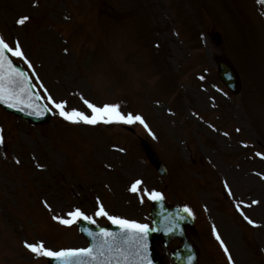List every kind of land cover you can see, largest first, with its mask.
<instances>
[{
	"label": "rangeland",
	"instance_id": "obj_1",
	"mask_svg": "<svg viewBox=\"0 0 264 264\" xmlns=\"http://www.w3.org/2000/svg\"><path fill=\"white\" fill-rule=\"evenodd\" d=\"M261 6L259 0H0V34L20 41L39 76L33 83L41 99L48 104L42 83L57 101H67L68 110L91 114L83 97L142 115L151 133L139 123L129 126L168 169L161 179L122 124H73L53 108L51 121L31 126L0 109V264H46L25 241L53 250L85 247L75 223L53 219L76 207L99 225L110 221L95 216L98 202L111 215L149 224L151 200L143 189L192 209L199 264H229L213 225L234 264H264V157L256 155L264 153V114L247 112L246 119L241 111L255 97L264 104ZM24 16L29 20L18 24ZM146 18L158 49L135 30ZM215 50L236 64L248 59L244 54L255 60L241 67L240 97L217 80ZM166 62L181 97L168 93L166 76L157 72ZM256 121L263 126L258 136L249 128ZM136 180L143 183L132 192ZM241 201L255 226L237 210ZM160 253L173 264L168 249Z\"/></svg>",
	"mask_w": 264,
	"mask_h": 264
},
{
	"label": "snow or ice",
	"instance_id": "obj_2",
	"mask_svg": "<svg viewBox=\"0 0 264 264\" xmlns=\"http://www.w3.org/2000/svg\"><path fill=\"white\" fill-rule=\"evenodd\" d=\"M262 2H264V0H262ZM27 20H29V17L24 16L21 17L17 23L23 25ZM14 58L27 65L29 71L19 67L17 63L14 62ZM29 72H31V75ZM33 77L39 80L34 65L23 50L20 41L16 40L10 43L0 34V104L7 105L9 108H14L21 112L28 110L29 115L37 117L45 115L54 108L64 120L73 124L83 123L95 126L98 124L132 125L134 123H139L151 133V129L142 115L133 114L132 112L125 113L121 111V106L116 103L98 106L81 97L84 104L90 109L91 114H87L76 108L68 110L67 101H57L42 83L40 87L44 89L48 104L52 107H48V104H38L37 101L40 100L41 97L38 93L33 91L35 88ZM201 79H203V77H201ZM237 131H239V129H237ZM224 135L227 136L228 133L225 132ZM4 143V136L2 134V129H0V145ZM120 150L123 151V149ZM256 155L264 157V153L257 152ZM17 163H20V161L17 160ZM142 183L143 181L136 180L131 185L130 190L132 192L140 191L139 186ZM225 188L228 189L229 195H232L231 188L227 183H225ZM143 192L150 200L162 201L164 199L163 194L159 191L143 189ZM256 203L258 202L255 200L252 201V204ZM98 204L99 206L95 212V216L106 217L113 225L119 226V233L112 232L107 228H99L98 232H93L91 228L84 227L83 231L86 232L92 240L89 247L53 250L45 247L43 242L30 243L27 241H25V247L37 257L43 256L54 259L56 264H152L149 255V233L162 231L165 234H169L178 227L176 221L170 215L162 217L158 222L160 225L159 227H150L147 223H140L135 220L111 215L102 203L98 202ZM242 204V201L236 204L237 210L240 211L243 218L249 224L255 226V221L244 214ZM45 207L51 210V206L48 205L46 201ZM182 211L190 216L193 215L192 209L188 206H184ZM179 218L183 219L182 216H179ZM53 219H56L60 224L65 226H71L73 223L79 221L96 224V220L93 216L87 215L79 207L69 211L66 214V218L54 216ZM212 231L224 253L227 255L229 264H234L230 250L215 225L212 226ZM188 260L190 264L191 257H188Z\"/></svg>",
	"mask_w": 264,
	"mask_h": 264
},
{
	"label": "water",
	"instance_id": "obj_3",
	"mask_svg": "<svg viewBox=\"0 0 264 264\" xmlns=\"http://www.w3.org/2000/svg\"><path fill=\"white\" fill-rule=\"evenodd\" d=\"M234 70L232 69V67L228 64H226V66L224 65H220L219 67V76L220 78L224 81L225 84H227L229 87L233 88L234 87V83H237V76L235 74V72H233ZM38 104L39 101H37ZM4 109H6L9 112H13L16 115L22 116L27 120H30L32 122H38V121H45L48 119V113H46L45 115L41 116V117H37L34 115H29L28 114V110L26 111H18L17 109L14 108H9L7 107V105L4 104H0ZM145 149V152L147 154V157L150 159V161L157 167V170L164 172L163 167L160 165V163L157 161V159H155V157L153 156L150 148L146 145L143 144ZM151 217H152V221H153V227H159V221L162 219L163 216H167L170 215L172 216V218L176 221V224L178 225V227L169 234H165L162 231H156V232H150L149 233V255L150 258L152 260V264H162L163 262L161 261L160 257L157 254L156 251V245L159 244V242L164 243V245L167 244V241H169L171 238L173 237H177V236H181L182 235H176L177 232L180 234L181 233V229H180V224H187L189 225V227H191V219L189 217H187L186 213H184L182 210H178L176 208L167 206L165 204H163L160 201H155L154 202V206H153V210L151 211ZM179 214V215H177ZM179 216H182L183 219H180ZM77 226H79V229L81 230V232H83L84 236L86 237L87 241L89 242V246L92 242L91 237H89L87 235L86 232L83 231L84 227H89L92 229L93 232H98L100 227L88 224L85 221L80 222ZM108 230L115 232V233H119L120 232V228L117 225H110L107 227ZM184 245H183V250H178L173 254V260L177 263V264H189V260L188 257H192L191 252H193L195 254V251H189V249H191L190 247L191 244L189 243V241L187 240V238L184 236ZM188 249V250H187ZM193 249V248H192ZM184 251V252H182ZM49 264H56V261L52 258H49ZM195 260L191 259L190 264H195L194 262Z\"/></svg>",
	"mask_w": 264,
	"mask_h": 264
}]
</instances>
